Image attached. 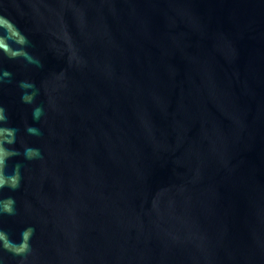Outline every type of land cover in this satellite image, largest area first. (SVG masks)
<instances>
[{"label": "water", "instance_id": "95a60500", "mask_svg": "<svg viewBox=\"0 0 264 264\" xmlns=\"http://www.w3.org/2000/svg\"><path fill=\"white\" fill-rule=\"evenodd\" d=\"M0 150V264H264V0H0Z\"/></svg>", "mask_w": 264, "mask_h": 264}, {"label": "clouds", "instance_id": "9594fccd", "mask_svg": "<svg viewBox=\"0 0 264 264\" xmlns=\"http://www.w3.org/2000/svg\"><path fill=\"white\" fill-rule=\"evenodd\" d=\"M37 112H38V110H37ZM29 131H32V130L29 129ZM0 151H2V150H0ZM31 152H32V150H28L29 154H31ZM7 155H10V154L5 153L4 155H0V169L3 168ZM9 203H11V201H9Z\"/></svg>", "mask_w": 264, "mask_h": 264}]
</instances>
